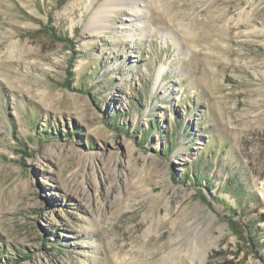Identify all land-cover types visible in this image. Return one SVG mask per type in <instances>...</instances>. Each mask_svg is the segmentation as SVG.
<instances>
[{
    "label": "rangeland",
    "instance_id": "obj_1",
    "mask_svg": "<svg viewBox=\"0 0 264 264\" xmlns=\"http://www.w3.org/2000/svg\"><path fill=\"white\" fill-rule=\"evenodd\" d=\"M146 1L0 0V264H264V0Z\"/></svg>",
    "mask_w": 264,
    "mask_h": 264
},
{
    "label": "bare ground",
    "instance_id": "obj_2",
    "mask_svg": "<svg viewBox=\"0 0 264 264\" xmlns=\"http://www.w3.org/2000/svg\"><path fill=\"white\" fill-rule=\"evenodd\" d=\"M132 2L135 4V7L138 8V10H142V8L139 6L140 3H143L144 5L143 6H147L148 5V2L146 0H132ZM111 5V4H110ZM123 6V4H120ZM117 6L116 4H112V8H122V6ZM111 7V6H110ZM141 8V9H140ZM110 10V9H109ZM114 10V9H113ZM136 12V11H135ZM139 12V11H138ZM136 12L135 13V16L138 18V21L140 20V22H142V15L141 13L139 12ZM143 12V11H142ZM144 13V12H143ZM135 22V21H134ZM92 24V23H91ZM138 24V23H137ZM92 29V28H91ZM92 31V30H90ZM262 187H260V190H261V193H264V181L261 183ZM210 249V245L204 250V253L203 254H207L208 253V250Z\"/></svg>",
    "mask_w": 264,
    "mask_h": 264
}]
</instances>
